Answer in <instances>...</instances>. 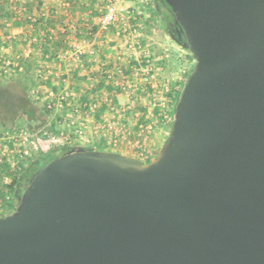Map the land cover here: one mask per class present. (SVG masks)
Here are the masks:
<instances>
[{
    "label": "water",
    "instance_id": "obj_1",
    "mask_svg": "<svg viewBox=\"0 0 264 264\" xmlns=\"http://www.w3.org/2000/svg\"><path fill=\"white\" fill-rule=\"evenodd\" d=\"M163 2L193 67L157 154L47 161L0 216V264H264V0Z\"/></svg>",
    "mask_w": 264,
    "mask_h": 264
},
{
    "label": "rangeland",
    "instance_id": "obj_2",
    "mask_svg": "<svg viewBox=\"0 0 264 264\" xmlns=\"http://www.w3.org/2000/svg\"><path fill=\"white\" fill-rule=\"evenodd\" d=\"M110 1L125 9L119 11L117 22L107 32L100 33L101 38L94 42V45L101 50L100 53L104 55V60H108L110 66L115 69L114 78L110 82H105L95 79L100 75L95 66L80 69L81 66H85L82 65V58L74 61V50L82 44L83 38L86 37L85 34L89 31L97 32L96 19ZM63 2L68 3V6L65 7ZM61 6L63 8L60 11L54 12L53 10V13L61 18V22L56 21V24L60 25V32L59 34L56 32V39H54L55 42H58L55 45L57 50L56 53L48 56L45 68L37 66L42 62L38 51L39 47L36 49L32 43L31 46L27 43V41L44 43L45 35H47L44 32L43 36V31L40 30L41 25L38 26V21L34 22L33 17H30L32 28L29 27V30L35 29L40 37L43 36L41 42L37 41L38 36L36 35L31 41L29 36L17 37L15 34L14 36L13 34L6 35L5 42H2V38L0 39V51L3 48H8L11 57V60L7 58L3 60L4 62L11 61L7 70L2 67L5 63L0 62V82H5L7 87L17 91L14 80L23 77L24 82L28 85L32 102L44 110L47 109L46 102L55 107L56 100L38 99V96L45 95L50 88L66 94L75 89L76 96L91 94L95 98L102 94H108L113 97V102L118 104L122 110L131 103L133 111L130 110L125 114L129 130L132 131L135 122L139 120L151 124L150 144L155 156L169 130L172 90H177L184 77L190 72L193 67V57L166 35L156 12L151 9L150 0H62ZM15 9L19 10V8L17 6L13 8L18 16L19 12ZM64 13L67 16L66 19H63ZM52 30L51 32L55 33L56 30ZM30 37L32 38V35ZM28 48H31V53L23 54V51ZM106 50L108 51L107 55L105 54ZM118 51L122 53L120 59H116ZM14 64H17L18 67ZM19 67L21 69H18ZM117 69L119 72L116 71ZM51 71L54 74H51ZM96 80L100 83H97ZM70 84H73V87H70ZM69 104L67 103V106ZM99 105L102 106L103 113L106 115L108 104L99 103ZM70 108L68 106V109ZM136 112L139 113V117L134 115ZM59 113L60 109L56 106L48 121L54 123L58 121L55 116ZM91 121L94 122V120ZM15 125H22L23 128H26L22 119L16 121ZM62 126L60 127L65 132ZM41 130L43 129L39 131L41 132ZM90 136L92 137L91 141L101 140L102 144H105L104 147H109L103 137L97 134H90ZM41 140L43 143L45 142L43 137ZM130 153L136 155L135 151ZM142 160L144 163L148 162L145 159ZM13 161L14 158L11 162ZM20 166H15L14 170H19ZM8 182V177L0 178V215L11 212L5 202L10 200Z\"/></svg>",
    "mask_w": 264,
    "mask_h": 264
},
{
    "label": "built area",
    "instance_id": "obj_3",
    "mask_svg": "<svg viewBox=\"0 0 264 264\" xmlns=\"http://www.w3.org/2000/svg\"><path fill=\"white\" fill-rule=\"evenodd\" d=\"M63 4L65 7L68 6L66 2H63ZM124 9L122 6L118 7V5L116 6V4L110 1L96 19L97 32L89 31L85 34L86 37L83 38L82 46L80 45L81 47L78 46L74 50V61L82 58L84 64L95 66L96 71L100 73L95 79L110 82L114 78L115 69L110 66L108 60H104V55L100 53L94 42L96 39L101 38L100 33L107 32L117 22L119 11H123ZM54 12L56 11L54 10ZM35 21L37 23L38 20L34 19ZM42 34L44 36L43 32ZM27 53H31V48L23 51V54L27 55ZM121 57L122 53L118 51L116 59H120ZM4 63L2 67L7 70L11 61L7 60ZM14 65L18 67L17 64ZM18 69H21V67ZM116 71L119 72L118 69ZM97 83L100 82L97 81ZM76 95L74 91L66 94L56 92V90L50 88L45 95L38 96L39 100H52L55 98V107L46 102L48 110H53L56 106L60 110H65L67 103L72 105L71 112L66 117L67 125H65V128H71L73 135L60 129V126H62L60 121L56 123V126L59 127L57 132L56 130L47 129V127L45 130H41V132H31L27 128H23L22 125L14 124L7 129L0 125V165L5 163L8 169H14L15 166L23 165L25 161L28 162L39 152L43 143L41 137L45 139L44 143L49 142L58 146L76 143L82 146H91V138L87 136L90 134H97L103 137L106 145L109 147L117 148L124 146L135 151L136 157L141 160L145 159L149 161L154 156L150 144L151 124L139 120L135 122L134 129L132 131L129 130L125 114L130 110L131 112L133 111L131 103L127 104L122 110L118 104L113 102V97L108 94L99 95L96 98L94 97L95 99L85 103L76 102ZM99 103L108 104L106 115H104L102 106ZM134 115L139 117L138 112L134 113ZM91 120H94V122ZM12 158H14L13 162H11ZM3 178H7V176H3Z\"/></svg>",
    "mask_w": 264,
    "mask_h": 264
},
{
    "label": "crops",
    "instance_id": "obj_4",
    "mask_svg": "<svg viewBox=\"0 0 264 264\" xmlns=\"http://www.w3.org/2000/svg\"><path fill=\"white\" fill-rule=\"evenodd\" d=\"M61 3H62V0H0V39L2 38V42H5L4 40H5L6 35L9 36V35L13 34V36H14V34H15V35H17V37H21V36L23 37L24 35L29 36V39L31 41V39L33 40V36L36 35V36H38L37 41L41 42V39L43 38V36L40 37V35L38 34V32L35 29L29 30V27L32 28L31 23H30V17L37 19L38 20V26L41 25L40 30L42 29L43 33L46 32V34H47V35H45L46 36V39H45L46 42L44 41V43H34L35 41H31V42L27 41V43L29 46H31V43H32V46L34 45V47L36 49H38V47H39L38 51L40 52L39 54L42 57L41 58L42 62L37 64V66L38 67L41 66V67L45 68L46 67L45 63H47L46 59H48V56L50 54L56 53V50H57L55 45H57L58 42H55L54 39H56L55 35L57 33L59 34V32H60V28H59L60 25L56 24V21L61 22V20H60L61 18L57 17L53 13V10H55V11L59 10L60 11L63 8V6H61ZM15 6H17V8H19V10H18L19 15L18 16L16 15V12L13 11V8ZM14 15H16V16H14ZM66 17L67 16L65 14V17H63V19L64 18L66 19ZM52 29L56 30L55 33L51 32V31H53ZM31 35H32V38L30 37ZM51 38H52V40H51ZM0 53H1L0 55L2 57L0 59L1 60L0 62H4L3 60H5L6 58L11 60V57L9 56L8 48L7 49L3 48V50L0 51ZM107 53H108V51L106 50L105 54L107 55ZM13 54H15V53H13ZM11 55H12V53H11ZM81 62L83 63V64L82 63L81 64L84 65L85 67L81 66L80 69H85V68L87 69L89 67H91V68L93 67L90 64L89 65L84 64L83 61H81ZM34 67H35V65H34ZM52 73L53 72L51 71V74ZM40 84H42V83H40ZM44 84H46V83H44ZM70 87H73V84ZM73 91L75 92V89ZM93 99H95V98L91 94L90 95L84 94L81 96H76L75 101L85 103V102H89ZM52 100H55V98ZM68 106L72 107L71 104H69ZM68 106L66 107L65 110H60V113L56 114L55 118H56V120L61 122V124L63 125L62 128L64 129L65 132H68L71 135H73L71 128H65V125H67L66 117L69 116V114L71 112V108L68 109ZM56 123H57V121H55V123L52 121H48L47 125H46L47 129H51L54 131L56 130V132H57V129H59V127L56 126ZM60 129H61V127H60ZM87 136L89 137V135H87ZM90 138L92 139L91 136H90ZM91 144H92L91 147H96V148L103 149V150L114 151V152H117V153H119L121 155H125V156H136L133 153H130L133 150L128 149L127 147H124V146H119L117 148L104 147L105 144H102L101 140H97V141L92 140ZM58 147H60V146L55 145V144H51L49 142L42 143L41 147L39 149V152L40 151H47V150L58 148Z\"/></svg>",
    "mask_w": 264,
    "mask_h": 264
},
{
    "label": "trees",
    "instance_id": "obj_5",
    "mask_svg": "<svg viewBox=\"0 0 264 264\" xmlns=\"http://www.w3.org/2000/svg\"><path fill=\"white\" fill-rule=\"evenodd\" d=\"M153 10L154 8L151 7ZM154 11V10H153ZM166 31V30H164ZM166 33L172 35L171 33ZM178 45H183V49H186V41L183 35H173ZM17 91L11 90L5 82H0V125L4 127H12L16 123V117L23 114L27 110V117L22 118L25 123V127L31 132H40V129H46L48 118L51 115L52 110L42 109L34 104L30 97L28 85L24 82V78H17L14 80ZM182 87V82L177 90H172V103L171 111H173L175 101L179 97V93ZM171 115H169V118ZM76 144L62 145L58 148L50 149L47 151H40L28 162L21 166L19 170L8 169L7 164L0 165V178L7 176L9 182L7 187L10 190V200H4L7 202V206L12 211L13 201L16 195L21 193L23 186L29 178L47 161L52 158L64 154L71 150ZM83 148H91V146H83ZM7 214V213H6ZM5 215V214H4ZM2 216V215H0Z\"/></svg>",
    "mask_w": 264,
    "mask_h": 264
},
{
    "label": "flooded vegetation",
    "instance_id": "obj_6",
    "mask_svg": "<svg viewBox=\"0 0 264 264\" xmlns=\"http://www.w3.org/2000/svg\"><path fill=\"white\" fill-rule=\"evenodd\" d=\"M151 7L156 12L157 17L161 23L162 29L171 33L172 35L181 36L176 22L172 19L171 13L167 5L163 2V0H150Z\"/></svg>",
    "mask_w": 264,
    "mask_h": 264
}]
</instances>
